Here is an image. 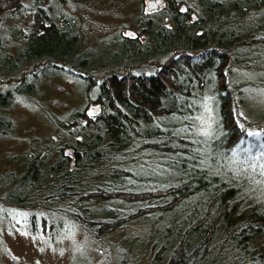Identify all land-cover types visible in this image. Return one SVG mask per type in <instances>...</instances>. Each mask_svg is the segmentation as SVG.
Wrapping results in <instances>:
<instances>
[{
  "label": "trees",
  "instance_id": "obj_1",
  "mask_svg": "<svg viewBox=\"0 0 264 264\" xmlns=\"http://www.w3.org/2000/svg\"><path fill=\"white\" fill-rule=\"evenodd\" d=\"M46 1L25 43L2 48L9 78L49 69L0 93V140L16 138L13 111L38 103L42 82L74 77L84 102L47 114L53 131L28 136L14 168L0 159V219L22 212L46 241L107 237L121 264H264V0H134L94 46L79 14L100 13L81 7L111 0Z\"/></svg>",
  "mask_w": 264,
  "mask_h": 264
},
{
  "label": "rangeland",
  "instance_id": "obj_2",
  "mask_svg": "<svg viewBox=\"0 0 264 264\" xmlns=\"http://www.w3.org/2000/svg\"><path fill=\"white\" fill-rule=\"evenodd\" d=\"M149 5L150 2H148ZM29 6L31 5L27 4V8ZM82 8H88V11L94 10L93 12L97 10L100 13L94 19L79 14L81 25L78 31L82 33V39L92 46L101 38L113 36L119 23L128 19L131 12L137 10L134 0L92 1L88 5H83ZM43 83H41L39 94L35 97L38 103L35 104V101L29 100L20 101L13 111L14 119L20 123V127H15L16 138L0 140V159L4 156L17 157L15 163L8 162L6 169L14 168V164L20 161L23 153L30 150L32 140H29L28 136L35 134L44 138L53 131L50 116L53 119L66 120L70 117V112L83 106L82 84H79L78 79L71 76L57 78L51 81L49 87L47 83ZM45 91L49 94H46L47 97H45ZM50 91L53 93H49ZM47 114L51 115L47 117ZM54 135H58V132ZM23 219L22 212H14L8 220L0 219V264H81L86 260L95 264H121L107 237L94 245L82 231L74 230L72 233H62L53 240L46 241L33 236L25 228L24 223L22 224ZM19 224L22 225L17 227Z\"/></svg>",
  "mask_w": 264,
  "mask_h": 264
},
{
  "label": "flooded vegetation",
  "instance_id": "obj_3",
  "mask_svg": "<svg viewBox=\"0 0 264 264\" xmlns=\"http://www.w3.org/2000/svg\"><path fill=\"white\" fill-rule=\"evenodd\" d=\"M17 1V0H16ZM29 1L31 0H21V2H14L13 0H0V55L2 53V48L10 47L11 51L13 52L18 46H22L24 42V38L28 36L29 33H32L35 25H30L29 20L33 19V17L36 15L38 10L33 9L35 6H43V7H48L49 3H47L46 0H42V3L40 5L35 4L33 7H30L29 9L27 8V4H30ZM21 5V9L19 10V4ZM13 5H15L16 10L21 11L23 13L27 12L26 18L24 19L25 21L22 22L21 26L18 24V22L11 21L7 19V14L9 11L14 12ZM50 13H47V18L49 17ZM45 27L49 26V22L46 21L44 23ZM32 30V31H31ZM44 69H49L48 63L47 66L44 63L43 66ZM42 67H36V72L34 66H24L22 71H21V76L22 78L19 79L18 76H14L13 74L9 76V72L6 67L0 66V93L1 92H8L10 86L12 87L14 84L15 88L18 86H22L26 83V85H31V83H34V87H36V82L35 80L40 83L42 80L39 78V72L40 70H43ZM18 73V72H16ZM35 74V77L32 75ZM37 76V77H36ZM34 78V79H33ZM29 79L31 81H29ZM33 79V80H32ZM41 79V80H40ZM26 82H23L25 81ZM22 90H26L24 87H22ZM28 88V86L26 87ZM38 84H37V89H38ZM33 90V89H32ZM29 92V91H28ZM23 95H26L24 93ZM55 140H58L57 137H53ZM72 154V153H71ZM68 154V155H71Z\"/></svg>",
  "mask_w": 264,
  "mask_h": 264
},
{
  "label": "water",
  "instance_id": "obj_4",
  "mask_svg": "<svg viewBox=\"0 0 264 264\" xmlns=\"http://www.w3.org/2000/svg\"><path fill=\"white\" fill-rule=\"evenodd\" d=\"M155 7H156V3H155L154 1H151V2H150V5L148 6V9H153V8H155ZM66 153H67V154H71L72 151H71V150H67Z\"/></svg>",
  "mask_w": 264,
  "mask_h": 264
},
{
  "label": "snow or ice",
  "instance_id": "obj_5",
  "mask_svg": "<svg viewBox=\"0 0 264 264\" xmlns=\"http://www.w3.org/2000/svg\"><path fill=\"white\" fill-rule=\"evenodd\" d=\"M247 135L248 136H259L260 133L248 132ZM245 151H247V150H245Z\"/></svg>",
  "mask_w": 264,
  "mask_h": 264
}]
</instances>
